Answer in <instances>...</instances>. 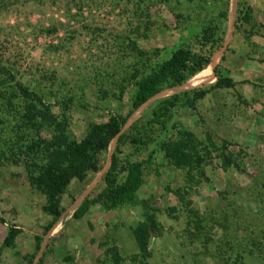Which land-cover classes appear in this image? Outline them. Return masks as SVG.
I'll return each mask as SVG.
<instances>
[{
    "label": "rangeland",
    "instance_id": "rangeland-1",
    "mask_svg": "<svg viewBox=\"0 0 264 264\" xmlns=\"http://www.w3.org/2000/svg\"><path fill=\"white\" fill-rule=\"evenodd\" d=\"M224 1L0 0V61L53 104L54 112L60 111L54 100L70 98L68 131L80 139L91 123L126 113L132 92L126 78L133 67L145 65L146 72V65L177 46L205 52L200 29L217 21ZM237 1L228 0L221 41L206 69L179 87L160 91L128 123L139 114L147 117L154 99L199 84L207 87L214 72L230 77L233 87L209 91L194 109H173L167 129L155 136L156 141L174 138L176 125L201 140L208 135L217 147L224 141V152L234 156L238 168L223 169L212 151L203 167L207 180L194 185L154 142L134 150L111 141L97 155L96 172L70 181L59 197L60 220L44 230L50 221L41 211L44 197L30 185L21 163H4L0 243L10 224L21 233L13 248L0 247V264H111L105 253L110 245L116 246L120 264H141L130 234L140 219L138 205L106 211L92 203L81 218L71 217L84 198H94L103 188L113 151L117 164L152 152L136 193L156 209L150 264H232L238 258L264 264V0H240L251 8L250 19L234 28ZM131 41L145 52L143 57L130 50Z\"/></svg>",
    "mask_w": 264,
    "mask_h": 264
},
{
    "label": "trees",
    "instance_id": "trees-1",
    "mask_svg": "<svg viewBox=\"0 0 264 264\" xmlns=\"http://www.w3.org/2000/svg\"><path fill=\"white\" fill-rule=\"evenodd\" d=\"M227 3L228 0L222 3L216 16L217 21L200 29L199 41L202 46H207L205 52L177 46L167 57L146 65V72L145 65L133 67L126 78V83L132 87L126 113L116 114L114 121L91 123L80 139H76L68 131L70 98L54 100L53 103L60 110L54 112L53 104L15 78L12 68L0 61V166L4 163L23 165L28 182L44 197L41 211L50 217L44 230H49L60 220L63 209L59 206V197L70 181H83L87 173L96 172L97 155L106 150L111 141L128 144L134 150L145 149L154 142L169 164L184 170L185 180L194 185L207 180L203 167L212 151L217 152L216 156L223 169L238 168L234 156L224 152L225 142L217 147L208 135L201 140L192 131L173 125L174 138L156 141V131L167 129L166 123L173 109H194L195 102L209 91L233 87V80L214 72V68L215 80L207 87L199 84L154 99L148 107L147 117L143 118L139 114L128 123L130 116L160 91L179 87L206 69L212 50L221 41L220 25L226 19ZM250 12L249 5L238 0L234 28H238L241 23H248ZM130 50L137 57L145 55L132 41ZM123 89L120 85V94ZM151 155L152 152H148L144 159L126 158L117 164L113 151L110 164L103 175V188L94 198H84L71 212L72 218L79 219L92 203H98L106 211L123 205H138L141 209L140 219L130 228V234L141 264H150L147 261L150 257L149 241L158 228L154 216L156 209L136 195L143 183V169L150 163ZM120 174L122 177L119 180ZM3 223L5 220L0 215V224ZM20 233L21 228L8 225L0 247L13 248L15 238ZM35 249H38V245ZM105 253L111 264H120L121 256L115 245L106 248ZM232 264L245 263L238 258Z\"/></svg>",
    "mask_w": 264,
    "mask_h": 264
}]
</instances>
